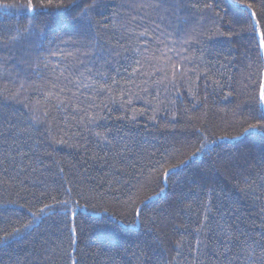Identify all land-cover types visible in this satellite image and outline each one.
I'll return each instance as SVG.
<instances>
[{"label":"trees","instance_id":"16d2710c","mask_svg":"<svg viewBox=\"0 0 264 264\" xmlns=\"http://www.w3.org/2000/svg\"><path fill=\"white\" fill-rule=\"evenodd\" d=\"M26 2L27 0H0V64H3L0 69V161H3L0 163V227L4 225L5 217L11 221L20 220L21 223L31 219L29 208L33 205L40 206L35 197L45 191L54 179L57 185L61 183L62 178L53 177L52 174L63 167L65 175L72 181V200L80 204L79 208L70 206L68 215L74 210L75 223L83 228L80 247L88 255L82 264H140L144 257H151L148 264H192L195 253L190 255L187 246L182 257L172 259L176 256L174 242L181 234L173 230L174 224L191 225L188 228L191 232L196 226L195 221L205 215V203L212 208L206 223L213 228L217 224L223 227L231 225L250 235L262 230L264 213L260 210L264 207V185L258 179L256 168L249 165L259 160L264 145L247 137L240 140L219 139L236 134V122L242 120L243 116L239 113L234 115V109L250 93V80L257 78L256 64L253 62L255 49L253 47L249 50L250 33L240 32L235 41L236 48H231L226 42H217L223 41V38L207 41V33L201 43H197L195 37L186 45L174 43L187 39L184 32L174 31L186 28L182 20L178 22L175 16L166 15L161 22L159 16L163 15L162 11L158 13L152 9L132 10L127 7L150 0H102L107 9H98L103 15H97L96 20L101 25L107 23L109 27L101 31L99 38L95 35V27L87 34H64L56 24L41 25L39 20L33 22V27L29 24L30 14L24 9L3 7L4 4L18 5ZM37 2L38 0H33V3ZM203 2L214 3L216 8L213 12L219 10L225 20L231 19L238 31L241 27L247 28V12L241 9L243 15H237L235 0ZM256 3L258 14L264 13L261 8L264 0H256ZM120 5L125 7H119ZM117 8L120 15L113 21L112 13ZM179 15L183 16L184 13ZM205 15L209 18L203 22L207 29L211 27L212 13ZM131 16H136V20L129 24L127 21ZM113 23L115 27H112ZM121 24L124 25L123 28L120 27ZM157 24L160 25L159 30L156 29ZM25 28L29 30L25 32ZM145 30L148 35L140 36ZM160 30L172 33L166 42L167 47L174 51L167 52L166 55L171 56L173 61H180L186 68L198 69L199 79L196 73H189V78L196 86L191 95L189 91L192 85L187 82L182 86L178 84L176 88L169 85L168 90H165L163 86L156 87L152 83L159 77L137 76L131 72L132 67H137L133 63L134 52L142 50L145 44L155 47L157 38L164 39L160 36ZM17 33V39H9ZM60 40L65 43H60ZM89 40H94L97 47L90 49ZM137 45H140L139 49ZM160 47L163 50V46ZM52 52L55 55H51ZM37 56L41 57L40 67L34 69L30 65L35 63ZM181 57H187L188 62L185 64ZM4 60H7L6 64L3 63ZM205 61L212 64L210 75L223 71L226 73L225 81L228 75L233 76L231 88L236 89L237 95L226 96L229 87H225L223 91L213 90L211 80L203 77V69L207 66L203 63ZM249 64H252L251 68ZM147 70L151 71V68ZM97 73L109 77V84L112 83L111 78L119 82L118 85H112L113 92L99 90V84L104 81L100 80ZM212 79H220V76L212 75ZM21 82L25 83L27 90L17 97L19 102L5 100L4 95L16 93ZM53 82L58 84L57 91L60 88L66 89L60 96L61 100L67 101V97L74 94L79 101H72L71 106L59 113L53 112L57 117L58 127L63 129L62 134H67L65 138L71 137L68 144L55 145L50 139L37 134L35 129L30 134L15 135L17 128L29 127L30 124L26 118L29 112L24 104L42 99V95L37 96L34 89L50 86ZM245 84H249L247 89L243 87ZM128 100L132 101L131 105L122 107V103L126 104ZM51 103L57 102L53 100ZM90 104L96 105L90 109V114L102 117L97 121L102 128L93 130L112 129L109 138L124 136L129 141L131 152H120L125 141L119 139L114 146L97 144L91 131H85L84 125L77 123L74 117L83 116L84 112H76L75 109L87 108ZM133 109L143 112L142 115H137L134 123L115 119L125 112L130 117ZM154 109H159L155 121L149 119ZM241 111L247 114L248 107H242ZM172 112L178 114L177 121L171 120ZM109 115L113 119H107ZM189 116L200 117V120L205 121L210 146L178 174V183L169 184L165 193L161 194L162 199L145 209L146 213L157 209L169 216L167 224L160 223L155 230H149L142 220L133 223L134 215L129 214L125 203L131 193L127 188H124V194L117 192L116 189L123 188V184L116 183L115 178L130 181L129 173L132 170L122 169L126 168L128 161L136 162V157L141 152L163 150L173 141L177 142L176 147L185 139L191 141L194 138L192 130L182 131ZM193 123L200 127V121L194 120ZM10 125H15V128ZM45 127L47 125L37 126L39 132H43ZM116 129H120L119 134ZM77 132L81 134L79 137L74 135ZM62 134H58L57 138H61ZM77 144L84 147H76ZM21 151L27 153L23 158L18 155ZM117 153L119 158L116 157ZM93 154L99 158H95ZM229 156L235 158L239 174L237 179H233L230 172L211 166L217 157ZM4 168L8 170L7 175H4ZM243 177H247L249 182L255 179L256 184L242 191ZM109 180L113 181L111 185ZM185 196L188 197L187 200L184 199ZM188 203L192 204L191 209L184 206ZM62 215L63 210L55 219L47 216L38 219L31 229L22 232L11 243L0 244V264H54L58 261L61 241L67 236L66 230L59 229ZM12 226L18 225L13 223ZM188 239L194 242L195 234ZM200 239L203 243L200 246L198 264H219L215 255L219 241L213 232L206 229L200 234ZM142 250L143 257L140 255ZM45 255L49 257L47 260L43 258Z\"/></svg>","mask_w":264,"mask_h":264},{"label":"snow or ice","instance_id":"6c2138e0","mask_svg":"<svg viewBox=\"0 0 264 264\" xmlns=\"http://www.w3.org/2000/svg\"><path fill=\"white\" fill-rule=\"evenodd\" d=\"M237 5L235 11L237 15H243L241 9L245 10L248 15L247 28L241 27L239 31L236 28V24L233 23L231 19L225 20L224 16L220 14L217 10L213 12L216 5L211 2H203V0H150L147 3L141 4H130L127 5L128 8L132 10L136 9H152L156 12H163V15L159 16L161 22L165 19L166 15L175 16L177 21H183L186 28H177L174 31L177 33L184 32L187 35V39L183 41H174V43L188 44L189 41L196 38L197 43H201L205 38V33L207 41H213L215 38H223V41H217L219 43H228L231 48H236L237 43H235L236 38L239 36L240 32L247 31L250 33L249 40V50L254 47L255 49V60L256 64V79L250 80L251 91L247 94L246 100L237 104L234 109V115L239 113L243 116L242 120L236 122V134L234 136H222L219 139H231L240 140L242 137H247L252 140L258 141L261 145H264V23H262V14H258L256 11L257 3L256 0H235ZM5 9L12 7H19L24 9L29 15V24H33L34 21L39 20L41 25L56 24L61 28L64 34L69 32L74 34H87L94 27L96 29V37H100L101 31L107 29L109 25L107 23L101 25L99 20H96V16H102V12L98 11L101 7L105 10L107 5L102 4V0H38L37 3H33V0H27L23 4H4ZM119 7H125V5H120ZM264 9V4L261 5ZM181 12L184 13L183 16L179 15ZM206 13H212L210 18L211 27L205 29L204 23L208 21ZM120 15L119 8L112 13V19L115 21L116 17ZM199 17V19H197ZM136 20V16H131L127 23H132ZM113 23L112 27H115ZM121 28L124 27L123 24L120 25ZM156 29H160V25H156ZM228 29V30H225ZM29 29L25 28L24 31L27 32ZM155 35V33H153ZM17 35L10 36V40L17 39ZM147 30L140 33V36H147ZM172 33L160 30V36L164 39L157 38L156 46L145 44L142 50L135 51L133 63L137 67H132L131 72L137 76L146 77H159L152 81L153 85L156 87L163 86L165 90H168L170 85L172 88H176L177 85H183L184 82L192 85L189 94L191 95L193 89L196 87L194 82L189 78V73H196L197 78H201L197 68L189 69L183 66L180 61H173L171 56H167V52H172L174 49L167 47L166 39ZM59 38V36H58ZM71 39V37H69ZM60 43H65L64 40H60ZM88 46L91 48H96L97 45L94 40L88 41ZM120 47V45H117ZM160 46H163V50ZM102 47V46H101ZM140 48V45H137ZM126 51H132V49H126ZM156 53H159L157 55ZM55 55V52L50 53ZM219 55V54H217ZM249 59L252 57L249 55ZM41 57L37 56L35 63L31 64L30 67L36 69L40 67ZM181 60L186 64L188 62L187 57H181ZM4 64L7 60H4ZM207 66L203 69V77L205 79L211 80V86L213 90L223 91L225 87H229L230 90L225 93L226 96L237 95L236 89L231 88V83L233 81V76L228 75L225 81V72H216L212 75L220 76V79H212V64L211 62H203ZM46 67V65H45ZM252 64H249V68ZM3 68V64H0V69ZM151 68V71L147 69ZM224 68V65H221ZM126 70V69H125ZM89 73L91 70H88ZM82 75V74H81ZM103 83L99 84L98 88L102 92H113L114 89L112 85H118V81L114 78L112 83H107L109 77H106L100 73H97ZM251 75V74H250ZM147 82V81H145ZM245 89L249 87V84L243 85ZM58 84L53 82L50 86L45 85V87L34 89L37 96L42 95V99H37L31 104L25 103L24 107L28 109V116L26 117L29 121V127L17 128L15 135L20 134H30L33 129L36 130L37 134L45 136L50 139L55 145H66L68 144V139L65 138L67 134H62L63 129L59 128L56 120L57 117L53 115V112H61L64 108L72 105V101H78V98L73 94L67 97V101L61 100L60 96L65 93L66 89L60 88L57 91ZM27 89L25 88V83L21 82L18 85L17 92L12 95H4L5 100H17V97L24 93ZM7 89H5V92ZM146 91V90H145ZM159 95V93H158ZM153 99H156L155 97ZM55 100L57 103L53 104L51 101ZM132 103L128 100L126 104L122 103V107H128ZM148 103H151L149 101ZM247 106V114H244L241 109ZM95 104H90L87 108H76V112L83 111V116H75L74 119L78 124H83L85 131H91V134L96 138V143L102 146H114L117 139L125 141L124 147L120 149V152H131L132 148L129 147V141L125 140L124 136L112 137V129L103 128L100 131H94L93 128H102V125L98 124L97 121L102 119L99 115H91L90 109L95 108ZM159 109H154L153 115L149 117L150 120L155 121L157 119L156 112ZM141 110L133 109V115L128 116L125 112L122 116H117L115 119L117 121L126 120L129 123H134L136 121L137 115H142ZM165 115H168L165 112ZM107 119H113L111 115ZM178 114L176 112L171 113V120L177 121ZM194 120L200 121V127H196L193 123ZM205 121L200 120V117L189 116L185 120L184 127L182 131L191 129L194 138L189 141L185 139L180 142V146L176 147V141H173L169 147L163 150H157L155 152L148 153L146 151L141 152L136 157V162L128 161L126 168L122 171H127L130 168L132 171L129 173L130 181H121L118 177L115 178V182L118 184H123V188H117L116 191L124 194V188H127L131 193L128 195L127 201L125 202L129 211V214L134 215V221L142 220V223L148 226L149 230H155L160 223L167 224L169 222V216H165L163 212H158L157 209H152L151 212L146 213L145 209L149 207L151 203H154L162 199L161 194L165 193L166 188L169 184H176L179 181L178 174L183 172L198 156L205 153L209 146L210 140L208 138L207 128L204 127ZM47 125L43 132H39L37 126ZM10 127L15 128V125H10ZM167 127V125H165ZM175 127V124H173ZM119 134L120 129H116ZM58 134H62L61 138H57ZM79 137L81 134L79 132L74 134ZM31 139V135H29ZM15 143V141H13ZM87 144V140H85ZM71 147L72 145H68ZM76 147H84V145L77 144ZM88 151V149H85ZM21 158L25 157L27 153L18 152ZM95 157V154H93ZM107 156V153H105ZM119 158V153L116 154ZM99 158V157H95ZM7 159V158H5ZM255 160V158H253ZM3 163V161H0ZM59 163V162H58ZM139 164V167H137ZM211 166L218 170H223L225 172H230L233 179H237L239 174L237 173V164L234 157H217L212 161ZM249 167H255L258 173V179L261 184L264 185V151L261 152L259 160L255 161L254 164L249 165ZM7 168L3 169L4 175H7ZM35 171V169H33ZM53 177H60L61 183L57 185L55 179L51 185H48L45 191H42L38 197H35L36 203L40 206L35 207L33 205L29 208L31 219L21 223L20 220L11 221L7 217L4 219V225L0 227V244H9L20 234L26 230L31 229L33 223L38 219H43L45 216L50 218H56L61 215V210H63L62 219L59 223V229L66 230L67 236L64 241H61L59 260L55 261L54 264H82V261L87 257V252H83L80 247V236L83 232V228L79 227L75 223L76 212L71 211V215H68L69 207L74 206V208H79L80 204L78 201L73 202L72 194L73 187L72 181L65 175V170L63 167L58 168V171L52 174ZM172 177H177V179H172ZM25 179H27L25 177ZM109 185L113 183L109 180ZM256 184V180L249 182L247 177H243V188H251ZM111 190V189H109ZM191 192V189H190ZM79 195V193H77ZM185 200L188 199L187 196L184 197ZM47 201V202H45ZM15 203V202H13ZM203 203V202H202ZM87 206V205H85ZM185 207L191 209L192 204L188 203L184 205ZM205 215L195 221V227L192 228L191 232L188 228L191 225L186 224H174V231H178L181 234L179 238L175 240L174 246L176 249V256L173 260H178L183 256V250L185 246L188 248L189 254L195 253L192 264H198L199 256L201 255V244L203 241L200 239V234L206 229L212 231L214 236L217 238L219 243L215 248V255L219 264H264V224L261 225V231L249 234L245 231H240L233 226L229 225L223 227L217 224L213 228L208 221V214L211 213L212 208L206 203L203 204ZM34 208V210H33ZM107 212V209H104ZM261 213H264V207L261 208ZM13 223L17 224V227H13ZM195 234V241H191L188 237ZM159 238V237H158ZM83 252V255L81 253ZM55 255V252L53 253ZM144 256V251L140 254ZM47 260L49 257L45 255L43 257ZM139 259V257H138ZM151 257H144L140 261V264H148V260Z\"/></svg>","mask_w":264,"mask_h":264}]
</instances>
